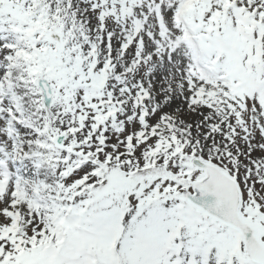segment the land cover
<instances>
[{
  "label": "snow or ice",
  "instance_id": "snow-or-ice-1",
  "mask_svg": "<svg viewBox=\"0 0 264 264\" xmlns=\"http://www.w3.org/2000/svg\"><path fill=\"white\" fill-rule=\"evenodd\" d=\"M0 264H264V0H0Z\"/></svg>",
  "mask_w": 264,
  "mask_h": 264
}]
</instances>
